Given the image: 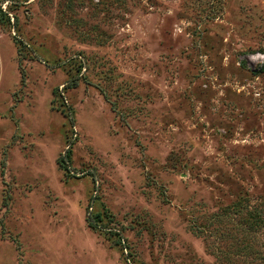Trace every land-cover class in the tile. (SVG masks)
Here are the masks:
<instances>
[{"label": "rangeland", "instance_id": "1", "mask_svg": "<svg viewBox=\"0 0 264 264\" xmlns=\"http://www.w3.org/2000/svg\"><path fill=\"white\" fill-rule=\"evenodd\" d=\"M0 9V264H264V0Z\"/></svg>", "mask_w": 264, "mask_h": 264}, {"label": "trees", "instance_id": "2", "mask_svg": "<svg viewBox=\"0 0 264 264\" xmlns=\"http://www.w3.org/2000/svg\"><path fill=\"white\" fill-rule=\"evenodd\" d=\"M0 13H1V17H6V18H8L9 19V17L7 16L8 14H4L3 12H2V10L0 9ZM0 17V18H1ZM19 50V49H18ZM89 226L91 227V228H93V224L91 223V221H89Z\"/></svg>", "mask_w": 264, "mask_h": 264}]
</instances>
